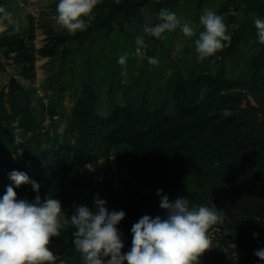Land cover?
Listing matches in <instances>:
<instances>
[{"label":"trees","instance_id":"obj_1","mask_svg":"<svg viewBox=\"0 0 264 264\" xmlns=\"http://www.w3.org/2000/svg\"><path fill=\"white\" fill-rule=\"evenodd\" d=\"M197 1L196 17L203 5L216 3L213 12L224 15L230 41L203 61L195 52L184 73L173 63L166 80L153 72L156 86L152 90L146 83L151 72H143L151 66L147 58L157 55L152 42L145 43L139 75L125 86H121L120 70L112 66L103 77L96 76L98 53L91 47L96 39H107L132 23L151 5L150 0H101L86 30L70 35L48 24L42 31L45 43L39 48L33 44L36 29L30 15L24 29L2 33L0 59L10 60L18 77H10L6 92L0 91V197L12 186L18 198L35 199L31 183L17 188L9 179L12 171L36 181L42 199H59L68 217L81 205L94 210L93 200L98 197L106 201L109 212L125 213L117 226L122 237H128L122 238L125 254L131 248L134 221L145 215L149 199L162 190L170 202L183 197L190 208L214 205L224 217L223 223L209 228L208 232L224 235L214 236L200 264H264L254 256L264 248V45L258 43L254 26L256 18L264 19V0ZM153 5L157 18L161 9L173 12L176 1L154 0ZM0 7L4 8L3 0ZM4 22L5 15L0 13V27ZM73 44L83 47L87 58L74 88L79 98L65 119L66 129L57 134L59 94L65 89L62 78L71 71ZM251 45L255 53L248 56L237 79L229 78L228 64H238L243 50ZM37 58L59 65L44 84L56 93L46 108L36 90L22 84L35 80ZM212 64L217 67L213 74ZM100 85L106 87L104 96L97 93ZM245 90L257 106L247 101ZM47 115L54 132L42 131ZM13 122L23 141L12 148ZM16 151H20L19 159L12 162L10 155ZM125 167L137 190L130 188L118 195L113 181ZM74 231L67 224L51 239L49 248L58 257L57 264H83L72 242ZM231 251L237 253L235 259Z\"/></svg>","mask_w":264,"mask_h":264},{"label":"clouds","instance_id":"obj_2","mask_svg":"<svg viewBox=\"0 0 264 264\" xmlns=\"http://www.w3.org/2000/svg\"><path fill=\"white\" fill-rule=\"evenodd\" d=\"M99 3L101 0H59L55 20L70 35H75L86 30ZM0 13L8 15L3 7ZM157 20L154 26L145 25L143 34L162 39L166 32L179 28L185 38L197 35L194 24L181 23L176 13L168 9H161ZM199 23L204 30L194 44L198 60L203 61L222 50L223 42L231 37L223 17L210 9L203 10ZM254 26L258 43L264 45V19L256 18ZM143 34L136 37L138 48L146 47ZM127 58V53L121 55L118 64L125 65ZM147 59L149 65L158 66L156 57ZM9 179L17 188L31 183L36 195L29 202L18 198L9 186L0 197V264H57L58 257L49 245L67 224L75 228L72 242L83 264H200V257L212 248L207 235L209 228L224 219L214 205L190 208L187 199L178 197L170 202L162 190H157L165 217L142 216L131 228L130 250L122 254L124 244L117 226L125 217L123 211L109 212L106 201L94 197V210L81 205L68 217L59 199L41 198L40 185L30 181L26 173L12 171ZM256 235L253 234L254 238ZM254 256L264 262V248L256 250Z\"/></svg>","mask_w":264,"mask_h":264},{"label":"rangeland","instance_id":"obj_3","mask_svg":"<svg viewBox=\"0 0 264 264\" xmlns=\"http://www.w3.org/2000/svg\"><path fill=\"white\" fill-rule=\"evenodd\" d=\"M150 1L151 5L143 8L138 17L131 20L132 23H126L123 30H121L120 32H114L107 39L98 38L94 42H92V49L96 50L98 53V61H96V63H98L100 68L96 70L97 77H103L104 73L107 72L105 70L110 71L109 66H112L113 69L117 68V70H120L119 76L121 80V86L131 84L130 81H133V78L137 74L139 75V68L143 66L142 58L144 57L147 48H138L135 43L136 37L143 34V28L145 25L154 26L157 21V18L155 17V14L153 12V10H155L153 5L154 0ZM175 1L176 5L173 12L176 13V15L181 19V23L187 21L194 24L197 35L192 37L191 39L185 38L182 35L180 29L177 28L173 32H166L164 34V38L155 42L156 38L154 40L151 36L143 34L145 43L152 42V44L155 46V54H157L156 58L159 60L158 66L151 65L150 67H148V69H146L147 67L143 69V72L150 71L152 74H150L151 78L146 82L147 86L151 88L150 90H152L156 86V83L154 82L155 75L153 74V72L156 74L157 78L158 76H164L163 80H166L169 77L170 73L173 71V63L181 73H184L185 66L192 63L191 58L195 53L194 42L198 38L199 33L204 30L203 26L199 23V18L204 9H210L214 11L216 8V3H214V5H208L206 3V5L202 6L200 16L196 17V11L198 10L197 7H199L197 0ZM58 3L59 0H3V5L4 8H7L5 11L8 15L5 16V22L0 27V35L2 33L9 34L12 31L19 32L20 30L24 29L27 26V15H30L34 19V28L36 29L33 44L36 48L41 47L45 43V36L42 31L46 25L49 24L50 27L59 32L64 30V28L58 25L55 20L56 7ZM230 13H233L232 9ZM222 17L224 20V15H222ZM255 51L256 47L251 45L250 47H247L243 50V55L238 59V64H228V77L237 79V76L241 72L240 68L245 64L248 56L255 53ZM70 52L71 55H73V63H69L71 71L66 73L65 78H62L66 83L63 85L65 89L62 90L59 94V96L62 98V102L61 108L58 110L59 115H56L55 117L57 118V134H61L66 129L65 119L68 118L71 108L79 98L80 93H78L79 91L74 92V88L79 85V76H81L79 73L82 71L84 67L83 62L87 58L84 48L77 46V44H73ZM246 52L247 55L244 54ZM125 53L128 54L126 64H118V58ZM47 61V58H37V61L35 62L36 78L32 83L29 84L28 82L21 80L24 86L30 85L36 90V96L41 99V102L45 108L49 102V98L53 99L56 96V93L55 90L45 88L44 84L45 82H49L50 76L59 68V65L55 64L54 66H51L47 63ZM112 62H114V64ZM0 64H4L3 68L0 67V91L3 90L4 92H6L9 78L12 76L18 77V70L13 66L10 60L5 61L2 58L0 59ZM210 68L213 74L216 71L217 67L212 64ZM74 77L76 78L75 82H73ZM70 80H72V85L68 86L67 82H70ZM252 89L253 91L255 90L254 87ZM105 91L106 87L102 85L97 90V93L100 96H104ZM245 91L247 95V101H249L253 106H257L258 104H256V102L254 101V98L249 95L250 93L248 94L247 90ZM244 106L245 102L243 103V105H241V107ZM48 120L49 118L47 115L41 125V127L43 128L42 131L48 130L49 132H54V130L50 128ZM12 127H14L15 131L12 142L13 148L20 144L23 139H21L19 136L16 122L12 123ZM19 156L20 151H16L12 155H10V159L12 160V162H16L17 159H19ZM93 173L96 175L98 174L97 172ZM121 173L122 175L116 176L113 181V189L115 190V192L118 195H121L127 192L130 188L135 191L137 186H135L131 180V172L127 169V167H125L121 168ZM140 192L143 193V190H140ZM156 193L153 198L149 199L150 206L147 208L144 207L143 210L145 212V215H148L150 217L155 218L156 216H160L161 218H164L166 213L160 208L161 197L157 196ZM137 221L138 220H135L134 223H136ZM215 233L219 235L218 237L224 235L220 233V231H217ZM216 234H214L213 232L207 233L211 240ZM122 238L127 239L128 237ZM228 248L231 249L232 247L229 246ZM229 255L230 257H233L235 259L237 253L231 251Z\"/></svg>","mask_w":264,"mask_h":264}]
</instances>
